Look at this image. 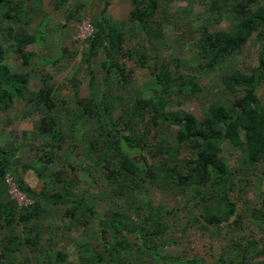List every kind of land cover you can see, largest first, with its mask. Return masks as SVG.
Segmentation results:
<instances>
[{
	"label": "trees",
	"instance_id": "16d2710c",
	"mask_svg": "<svg viewBox=\"0 0 264 264\" xmlns=\"http://www.w3.org/2000/svg\"><path fill=\"white\" fill-rule=\"evenodd\" d=\"M32 1L0 0V112L17 100L25 102L24 117L37 118L31 130L22 131V139L38 140L40 150L22 163L20 144L0 136V264H16L24 246L43 254L34 262L25 257V264H61L65 252L51 253L57 239L39 245L40 219L54 208H61L60 230L80 226L87 232V223L96 221L99 236L93 238L100 242L79 243L77 264H264V0H129L126 19L98 13L90 18L93 31L83 40L78 61L88 70L87 95L79 94L73 69L67 97L48 73L31 87L26 66L38 54L28 46L42 44L47 22L43 15L31 26L41 14ZM67 1L55 0L54 6L61 9ZM197 1L204 16L174 20L173 9L185 17ZM70 17L80 20L69 9L66 19ZM227 17L230 31L218 27ZM168 24L186 41L180 50L186 56L160 55ZM250 42L256 63L243 67L235 59ZM9 54L17 67L7 61ZM55 60L39 58L45 64ZM136 68L147 77L134 86ZM182 69L213 72L214 91L199 85L196 73ZM172 95L200 100V116L172 108ZM224 147L231 149L232 164ZM77 160L78 167L73 164ZM18 167L31 170L43 186H30ZM76 169L97 174L91 185L100 177L105 181L109 206L103 214L82 206L86 191L75 190ZM7 173L33 199L31 204L20 206L10 197ZM250 186L255 192L248 198ZM165 192L183 199L186 225L228 236L212 262L161 250L179 244L185 229L170 233L175 227L170 219L178 217L180 208L165 207L155 197Z\"/></svg>",
	"mask_w": 264,
	"mask_h": 264
},
{
	"label": "rangeland",
	"instance_id": "374dc122",
	"mask_svg": "<svg viewBox=\"0 0 264 264\" xmlns=\"http://www.w3.org/2000/svg\"><path fill=\"white\" fill-rule=\"evenodd\" d=\"M76 4L74 5V2ZM68 0L67 3L62 6L61 9H56L54 4L55 0H33L39 5V10L41 14L35 16L31 26H36L43 15L47 16V22L45 27L44 39L41 45L32 44L28 46L29 49L36 50L37 56L31 59L30 65L26 70H31V87L36 88L39 80L40 74L48 73L52 79L59 85L60 94L62 97H67L69 95V83L67 82V76L71 70L74 69L75 76L79 82V94L86 96L88 92V70L86 64L78 65L80 51L85 47L83 40L77 37V32L79 26L83 19L91 18L98 13H101L103 7V15L110 16L116 19H126L131 8L129 0ZM179 4L184 5L185 2H179ZM36 5V4H35ZM74 6H76L74 8ZM76 11L80 15V20L70 17L66 19V14L68 10ZM173 18L177 23L187 22L186 20L191 17L194 18L198 15L204 16L205 10L198 1L192 6V13L183 17V12L176 9L172 10ZM197 24V20L193 22ZM219 28L230 31L232 29V20L227 17L223 19L219 25ZM165 30L169 36L165 39L164 46L160 50V55L164 57L173 56L175 54L186 56V53H180L181 47L185 46L186 41L178 37L179 29L174 28L172 25H165ZM177 38V41H176ZM66 49L67 53H62L63 55L58 57L57 53ZM56 58L52 64H45L43 61L40 62L39 58ZM101 59V54L95 58L93 62L94 69L98 68L99 60ZM7 61L13 66L17 67V60L14 59L12 55L7 56ZM235 61L243 66H253L256 63V47L253 42L248 43L242 50V52L236 57ZM127 65H133L131 61H127ZM33 68V70L31 69ZM184 72H192L198 75V84L205 86L208 91H214V73L192 71L190 69H182ZM146 73L144 69L136 68L132 78V84L137 86L146 79ZM264 90V89H263ZM171 107H181L186 110L191 111L196 117L201 114L202 106L200 100L197 98L182 99L179 95L171 96ZM29 108V106L21 101H15L13 107L6 111L0 112V136L2 141L14 140L20 144V150L18 152V158L20 162L27 163L33 157L39 155L40 150H37L39 141L30 139L28 136L22 139V131L31 130L33 123L37 116L30 115L24 117V113ZM32 145V146H29ZM82 147H85V142L82 143ZM223 153L227 160L232 164L233 155L231 154V149L229 147L223 148ZM230 150V151H229ZM80 160V159H78ZM78 160L73 162L74 166H79ZM55 166L54 168H58ZM18 172L24 178V180L33 188L40 189L43 186V181L38 179L31 170L22 172L21 168H17ZM73 174L77 178L78 184L75 190L78 193L86 191L83 193V203L82 206L91 205L95 209L98 215L103 214V211L109 206V196L107 195L106 189L108 188L105 181L100 177L97 184L91 185V178L97 177V174H86L80 169L73 171ZM87 191H92L94 193L88 194ZM255 192V187L250 186L247 189V197L253 196ZM155 197H159L162 200V204L168 208L179 207L180 211L178 217L170 219V223L175 227L170 231L173 234H179L178 228L180 226L185 227L184 233L180 235L179 244L172 246H165L161 248L163 252L167 250L172 253L184 254L189 257L200 256L206 263L212 262L213 253L220 246V243H224L228 236L223 234H210L208 232L202 233L196 227L185 224L186 215L183 213L182 201L183 199L179 196H173L171 192H165L162 194H157ZM61 208H54L52 214L48 217H42L40 219V226L43 225V232L39 241V245H43L48 241L57 239V244L54 246V252L60 250L65 252L66 256L61 264H77L79 262V243L84 240H94L93 236H99L96 230V221L91 220L87 223L84 229L89 232L80 231L82 228L79 226L77 228H72L68 231L60 230L61 225ZM179 221L180 224L177 223ZM177 223V224H176ZM92 234V235H91ZM94 234V235H93ZM90 235V236H89ZM100 242V241H99ZM98 242V243H99ZM184 251V252H183ZM35 256V258H34ZM25 257H28L30 262H34V259L38 260L43 257L42 253L32 252L28 247H22L21 252L18 255L16 264H25Z\"/></svg>",
	"mask_w": 264,
	"mask_h": 264
},
{
	"label": "built area",
	"instance_id": "2783aa9c",
	"mask_svg": "<svg viewBox=\"0 0 264 264\" xmlns=\"http://www.w3.org/2000/svg\"><path fill=\"white\" fill-rule=\"evenodd\" d=\"M92 31L93 27L90 18H85L82 20L79 26L77 37L80 40H84L89 35H91ZM5 182L7 183V190L10 197L14 199L18 205L27 206L33 202L32 198H30L22 190H20L16 182L8 173L5 175Z\"/></svg>",
	"mask_w": 264,
	"mask_h": 264
},
{
	"label": "water",
	"instance_id": "95a60500",
	"mask_svg": "<svg viewBox=\"0 0 264 264\" xmlns=\"http://www.w3.org/2000/svg\"><path fill=\"white\" fill-rule=\"evenodd\" d=\"M103 11H104V7H103V9H102V11H101V14H102Z\"/></svg>",
	"mask_w": 264,
	"mask_h": 264
}]
</instances>
